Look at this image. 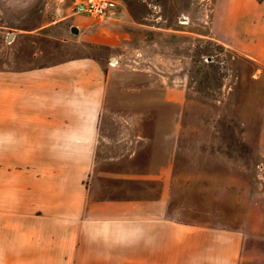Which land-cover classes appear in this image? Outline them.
<instances>
[{"label": "rangeland", "instance_id": "rangeland-1", "mask_svg": "<svg viewBox=\"0 0 264 264\" xmlns=\"http://www.w3.org/2000/svg\"><path fill=\"white\" fill-rule=\"evenodd\" d=\"M74 1L0 0V71L99 65L108 186L242 231L241 264H264V0H112L100 20Z\"/></svg>", "mask_w": 264, "mask_h": 264}, {"label": "crops", "instance_id": "crops-1", "mask_svg": "<svg viewBox=\"0 0 264 264\" xmlns=\"http://www.w3.org/2000/svg\"><path fill=\"white\" fill-rule=\"evenodd\" d=\"M102 96L90 60L0 71V264H241L244 232L174 221L149 185L126 200L104 181Z\"/></svg>", "mask_w": 264, "mask_h": 264}, {"label": "built area", "instance_id": "built-area-1", "mask_svg": "<svg viewBox=\"0 0 264 264\" xmlns=\"http://www.w3.org/2000/svg\"><path fill=\"white\" fill-rule=\"evenodd\" d=\"M111 5V0H75L73 13L91 19H103Z\"/></svg>", "mask_w": 264, "mask_h": 264}, {"label": "water", "instance_id": "water-1", "mask_svg": "<svg viewBox=\"0 0 264 264\" xmlns=\"http://www.w3.org/2000/svg\"><path fill=\"white\" fill-rule=\"evenodd\" d=\"M71 32L76 34L77 33V30L75 28H71Z\"/></svg>", "mask_w": 264, "mask_h": 264}]
</instances>
